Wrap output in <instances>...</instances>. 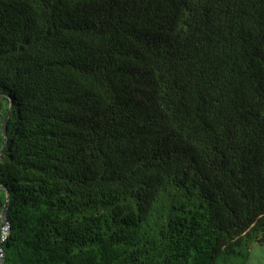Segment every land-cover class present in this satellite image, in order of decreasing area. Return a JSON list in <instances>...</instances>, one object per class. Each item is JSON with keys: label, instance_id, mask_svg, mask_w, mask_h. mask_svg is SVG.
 Returning a JSON list of instances; mask_svg holds the SVG:
<instances>
[{"label": "trees", "instance_id": "obj_1", "mask_svg": "<svg viewBox=\"0 0 264 264\" xmlns=\"http://www.w3.org/2000/svg\"><path fill=\"white\" fill-rule=\"evenodd\" d=\"M0 185V264L246 260L264 0H0Z\"/></svg>", "mask_w": 264, "mask_h": 264}, {"label": "rangeland", "instance_id": "obj_2", "mask_svg": "<svg viewBox=\"0 0 264 264\" xmlns=\"http://www.w3.org/2000/svg\"><path fill=\"white\" fill-rule=\"evenodd\" d=\"M223 264H264V244H253L246 260L238 255L231 257L227 263Z\"/></svg>", "mask_w": 264, "mask_h": 264}, {"label": "water", "instance_id": "obj_3", "mask_svg": "<svg viewBox=\"0 0 264 264\" xmlns=\"http://www.w3.org/2000/svg\"><path fill=\"white\" fill-rule=\"evenodd\" d=\"M4 130H5V132H6V126L4 127ZM0 188H3V189H5V191L7 192V197H8V200L10 199V193H9V191L6 189V188H4V187H2L1 185H0ZM6 210V209H5ZM4 218H5V213H4Z\"/></svg>", "mask_w": 264, "mask_h": 264}]
</instances>
